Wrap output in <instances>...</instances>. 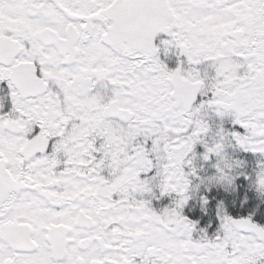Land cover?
<instances>
[{
  "label": "snow or ice",
  "instance_id": "6c2138e0",
  "mask_svg": "<svg viewBox=\"0 0 264 264\" xmlns=\"http://www.w3.org/2000/svg\"><path fill=\"white\" fill-rule=\"evenodd\" d=\"M0 264H264V0H0Z\"/></svg>",
  "mask_w": 264,
  "mask_h": 264
}]
</instances>
